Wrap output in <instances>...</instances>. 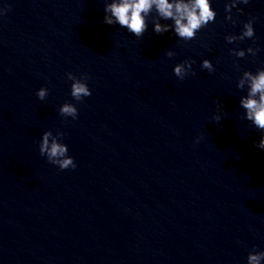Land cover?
Listing matches in <instances>:
<instances>
[{
  "label": "water",
  "instance_id": "water-1",
  "mask_svg": "<svg viewBox=\"0 0 264 264\" xmlns=\"http://www.w3.org/2000/svg\"><path fill=\"white\" fill-rule=\"evenodd\" d=\"M104 2L0 0V264H246L264 250V151L235 82L264 67V0L233 9L235 26L213 0L187 44L104 24ZM249 15L260 51L230 56L252 43L223 39ZM185 59L195 75L178 81ZM66 72L91 95L73 101ZM65 101L76 120L57 114ZM44 130L64 133L74 169L39 156Z\"/></svg>",
  "mask_w": 264,
  "mask_h": 264
},
{
  "label": "clouds",
  "instance_id": "clouds-1",
  "mask_svg": "<svg viewBox=\"0 0 264 264\" xmlns=\"http://www.w3.org/2000/svg\"><path fill=\"white\" fill-rule=\"evenodd\" d=\"M213 0H105L103 4L102 22L109 26H118L126 33L140 39L151 25V31L155 35L169 33L177 42L196 39V35L209 24L215 22L216 10L212 7ZM250 0H224V21L237 24L233 9L236 14H243L238 5H248ZM8 6H0V17H3ZM256 16L249 15L246 20L240 22L238 34H226L223 39L227 44H234L244 40H251V44L243 49L230 48L228 54L236 58H244L246 54L255 57L260 51L256 44L253 24ZM165 56L171 58L174 52L165 51ZM195 60L185 59L172 67V74L178 81L187 76L195 75L193 65ZM199 68L212 74L215 71L213 63L205 58L199 62ZM65 77L70 81L68 95L73 101L80 102L83 98L91 95L86 75L79 77L71 72H66ZM235 88L244 94L237 99L238 108L242 110L243 120L258 132V140L254 147L264 151V67L257 68L254 72L245 70L235 82ZM35 97L44 101L48 96V88L41 86L35 91ZM217 108L211 120L219 123L222 116ZM57 114L62 118L76 120L77 108L73 103L65 101L62 103ZM64 133L57 131L53 134L50 130H44L39 137L38 154L47 163L57 167L58 170L74 169L76 164L73 157L68 155V146L63 143ZM199 137L195 142H199ZM246 264H264V250L249 251L246 255Z\"/></svg>",
  "mask_w": 264,
  "mask_h": 264
}]
</instances>
